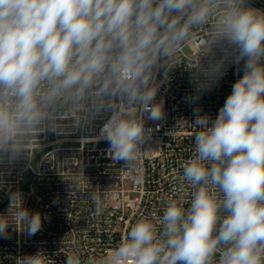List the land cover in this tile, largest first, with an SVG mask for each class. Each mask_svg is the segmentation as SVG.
<instances>
[{
    "label": "clouds",
    "instance_id": "obj_1",
    "mask_svg": "<svg viewBox=\"0 0 264 264\" xmlns=\"http://www.w3.org/2000/svg\"><path fill=\"white\" fill-rule=\"evenodd\" d=\"M199 33L190 102L230 64L244 74L214 119L193 110L198 131L181 177V189L195 190L190 201L180 191L116 249L86 262L69 254L64 264H264V11L249 0H0V167L9 169L31 167L41 134L97 119L111 159L133 167L153 131L145 119L164 117L158 75L168 79ZM89 195L102 212L101 196ZM10 218L29 236L42 229L19 190L0 214L5 239ZM50 260L39 250L18 264Z\"/></svg>",
    "mask_w": 264,
    "mask_h": 264
},
{
    "label": "built area",
    "instance_id": "obj_2",
    "mask_svg": "<svg viewBox=\"0 0 264 264\" xmlns=\"http://www.w3.org/2000/svg\"><path fill=\"white\" fill-rule=\"evenodd\" d=\"M249 2L264 11V0ZM203 35L197 34L181 49L166 81L162 71L158 75L162 82L156 99L163 101L164 117L158 122L145 119V128L153 131L133 167L127 170L123 162L113 161L109 144L97 139L100 119L92 126L73 123L66 134H41L29 146L31 167L27 161L10 169L0 167V214L7 213L9 192L19 190L25 207L42 215V229L35 236L10 218L9 238L0 237V264H18L20 257L39 250L50 256L49 264H64L69 254H79L82 262L99 258L119 247L141 217L153 212L162 216L165 202L176 193L182 191L190 201L195 190L186 184L181 189V177L183 165L194 153L192 136L198 131L192 125L193 110L198 107L214 119L244 74L230 64L211 90L190 102L195 95L190 69L197 63ZM90 193L101 196L102 212L95 211Z\"/></svg>",
    "mask_w": 264,
    "mask_h": 264
}]
</instances>
